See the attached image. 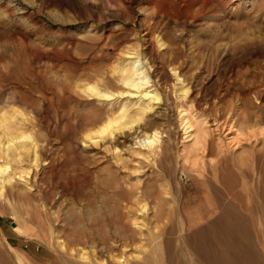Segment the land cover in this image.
<instances>
[{
	"label": "rangeland",
	"instance_id": "rangeland-1",
	"mask_svg": "<svg viewBox=\"0 0 264 264\" xmlns=\"http://www.w3.org/2000/svg\"><path fill=\"white\" fill-rule=\"evenodd\" d=\"M135 53L152 77L149 98L120 80ZM211 110L234 129L210 137L214 152L201 157ZM246 111L260 121L247 127ZM123 114L124 129L100 136ZM4 119L25 120L29 139L16 143L38 144L40 157L30 184L17 177L0 196V252L24 257L15 264H51L76 219L70 212L85 219L90 209L142 228L129 248L138 264H264L258 176L243 209L213 190L219 150L251 168L249 147L264 143V0H0V149ZM154 135L160 142L150 146ZM12 162L6 175L18 169Z\"/></svg>",
	"mask_w": 264,
	"mask_h": 264
},
{
	"label": "bare ground",
	"instance_id": "bare-ground-1",
	"mask_svg": "<svg viewBox=\"0 0 264 264\" xmlns=\"http://www.w3.org/2000/svg\"><path fill=\"white\" fill-rule=\"evenodd\" d=\"M128 59L134 60L133 63L136 64V67L134 68L132 64H128L127 67H125L122 70L120 74V80L122 86L125 89H128L127 92L130 94H144L145 98H149L151 96V92L148 91V89H151L149 85L151 83L150 78H152L148 74L149 71L147 70V68H145L146 66L144 64L141 65L138 64V62L141 59L138 53L130 54L128 56ZM87 90L94 91L92 88H88ZM142 90L145 91L142 92ZM93 96L99 98H105L109 95L102 94L100 92H95ZM153 97L155 100H160L158 95H155ZM186 97H187V91L184 93L183 98L186 99ZM144 113L145 112L142 111L139 114L138 120L142 119L141 116ZM245 114L246 116L244 119V123L247 124V127H250L254 123V119H255L254 115L260 121V116L259 115L257 116L256 112L246 111ZM204 115H207L206 112ZM229 115L230 113H228L227 117ZM12 116H14L15 119L17 118L14 115V113L12 114ZM231 116H233V114ZM125 118L126 115L123 114L118 119L109 120V122H106V124L108 125L103 126V128L99 132L100 136L104 135L109 130V128L113 127L115 124H118L117 125L118 131L124 129V127L127 126L125 124H122V121ZM206 118L207 119L205 120V122H203V125L207 126L208 128L206 127L207 128V130L205 129L206 132L200 138H197L198 145H201V149L199 150L201 153V157H203L206 151L213 154L215 147L214 146L215 144H213L211 139L213 136H218L221 138V136L224 134L225 129L229 130L228 131L229 133H233L232 130L234 129L233 126H229L228 118L224 120L223 118L225 117H222L218 113L214 114L213 110L210 111V114L206 116ZM23 120L21 121L24 122L25 120L24 121ZM21 121L19 122L20 125L17 124L12 125L11 119H4L3 121V123H6L7 132L4 133V135L6 136V139L8 141V146L5 149H0V161L2 160L5 165V166L0 165V196L5 195L7 187L12 186L13 183H15V181L17 180V177L18 179L26 178L25 179L26 185L30 184L28 178L31 175H33L34 168L38 167V162L40 161L39 152L37 150L38 144L35 145L34 142H32L33 144L30 145H25L24 142H23L24 145L21 142H20L21 144L20 143L17 144L18 143L17 141L19 139L20 141L21 140L23 141V139H29L27 138L28 137L27 135H25L24 133H20L23 130V129L20 130L22 124ZM190 127L192 128V126ZM240 133L242 136L243 133L242 132ZM87 138L88 141L91 142V144L93 145H97L101 141V140L97 141V136L95 137L92 135H88ZM145 140L148 142L150 146H153L154 144L160 142L157 135L150 137L147 136ZM31 141H33V139ZM256 146L257 145L254 146L251 145L248 150L249 152L247 155L248 162L253 165V167L251 168L249 164L237 166L233 163L232 160L229 161L230 159L229 156L231 153L229 149L219 150V153L217 155L218 159L217 162L215 163V167L213 168L215 169V173L218 178V185H215L213 190L215 191L216 198L219 201L221 202L224 201L223 199L224 196H227L229 198V204L225 207L243 209L244 201L246 200V198H248L251 194L254 193L260 198H263L264 143L260 147H256ZM30 152H32L33 154L32 156L34 157V159L31 161L32 162L31 167L29 169L22 168L24 164L23 157L26 156L27 154H30ZM12 161L16 162V164L18 165L17 167L18 169L16 168L17 170H12L11 174L6 175L8 170H11L10 163ZM256 175L258 176L257 185L253 193L251 189V182ZM229 179L232 180V182H229L228 181ZM239 187L240 190H238ZM144 195L148 197L149 193L145 191ZM148 211L149 208L147 204L141 205V209L139 212L140 216L136 217L134 223L135 226L139 224L138 223L139 218L140 217L144 218L145 215L148 213ZM224 211L225 210L223 208V212ZM93 213L95 214V211L93 209H90L89 215L86 216L84 219L82 217H78L76 212L74 211L70 212V216L75 217L76 219L75 221L73 220L74 224H72V228L70 229L68 228L69 231L67 230L65 232V241L59 243L60 249L61 251H63V253L58 256H52L51 253L50 256H52V258L50 259V263L51 264H138L139 262L138 260L140 259L139 255L136 258L133 257L131 258L129 254L131 251H129V248L132 247L131 243L136 241L137 234L143 236L142 228L139 227L138 229L135 228V230H133V228L129 226L127 222H123L124 219H122V217H119L118 220L115 219L113 217L114 214L112 216H109L108 218H104V217H97L96 214L94 217ZM215 220L219 224L223 223L225 221L224 215L223 214L219 215V217L216 218ZM16 230L24 235L25 234L28 235L27 232L20 230L19 228H16ZM52 237H54L53 233L50 234L46 242L50 243ZM84 245L90 246L91 247L90 250L92 251L91 252L86 251ZM158 248L159 247L156 248L157 251L159 250ZM0 254H1L0 264H15V260L22 263V261L24 260V257L20 256L16 252L10 253L7 251L4 254L0 252ZM101 257L106 258V261L104 259L103 261H101L100 260L102 259ZM151 261L152 260H150V263Z\"/></svg>",
	"mask_w": 264,
	"mask_h": 264
}]
</instances>
